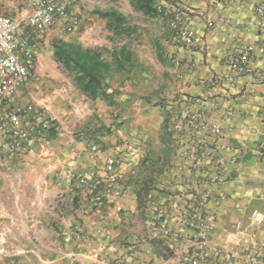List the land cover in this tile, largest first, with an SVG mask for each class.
I'll return each instance as SVG.
<instances>
[{
	"label": "crops",
	"instance_id": "crops-1",
	"mask_svg": "<svg viewBox=\"0 0 264 264\" xmlns=\"http://www.w3.org/2000/svg\"><path fill=\"white\" fill-rule=\"evenodd\" d=\"M263 3L150 0L151 11L145 13L131 0H71L81 26L72 35L54 27L41 38L42 77L27 89L31 99L59 113L61 132L32 143L23 156L0 159V264H101L96 254L102 243L117 247L104 264H179L194 249L191 243L183 238L175 244L152 234L150 223L160 216L167 227H178L180 208L194 203L203 190H208L207 209L217 221L208 236L211 253L196 264H220L228 249L251 241L264 245V31L255 13ZM9 4L0 0V11ZM99 5L108 9L95 8ZM106 11L121 13L131 31L115 33L99 14ZM177 14L194 32L189 46L169 42ZM55 40L102 49L106 60L112 55L121 60V68L106 80L107 96L92 99L78 90L73 73L53 59ZM240 46L251 47V59L233 72L230 62ZM173 57L181 60L179 66ZM194 59L201 64L194 65ZM199 102L215 105L201 112L222 126L220 154L228 179L191 191L185 185L192 176L179 165L183 139L169 119L172 112H198ZM92 142L121 159L117 169L127 192L120 220L107 207L106 216L94 224L97 216L79 212L75 190H66L55 175L69 167L102 172L89 150ZM253 210L258 214L253 216ZM236 221H241L238 231ZM69 223L81 229L82 241L63 233ZM215 250L222 256L214 257ZM120 255L124 258L115 259Z\"/></svg>",
	"mask_w": 264,
	"mask_h": 264
},
{
	"label": "built area",
	"instance_id": "built-area-1",
	"mask_svg": "<svg viewBox=\"0 0 264 264\" xmlns=\"http://www.w3.org/2000/svg\"><path fill=\"white\" fill-rule=\"evenodd\" d=\"M7 11H0V159L13 155H24L34 142H46L54 132H61V119L57 111L49 105L31 99L27 95L30 84L40 81L42 74L38 68L41 54V38L52 28H58L66 35H72L81 26L80 15L73 10L71 0H8ZM158 10L161 9L158 7ZM257 22L264 31V3L255 7ZM181 16L176 15L173 26L175 31L169 42L174 46L184 47L192 44L194 32L181 24ZM251 47L240 46L230 62V71L238 72L240 67L251 59ZM176 66L181 64L177 57L172 58ZM194 65H200L193 60ZM185 101L187 99H184ZM196 113L182 111L177 116L170 115V128L178 138L183 139L179 165L192 176V181L185 185L187 190L199 188L202 184L222 185L228 179L225 173V161L220 151L223 129L214 117L201 112L214 103L199 102ZM225 121L229 120L228 115ZM99 160L102 172L95 168L80 170L66 168L63 173H55L65 184V189L73 188L79 197V212L94 213L97 220L106 216V208L112 213H123V197L127 192L125 180L117 167L120 157L107 154L100 144L92 142L89 149ZM208 190L201 191L197 200L180 208V224L176 228L167 227L160 216L151 220L152 234H162L173 243L187 239L192 251H186L179 264H196L200 259L210 255L208 236L214 230L217 215L207 209L210 201ZM258 214L257 210L252 215ZM63 233L76 241H82L79 227ZM241 221H236L234 230H240ZM110 241V240H109ZM100 251L96 254L97 262L108 263L109 255L116 253V245L98 244ZM108 249L106 250V248ZM105 253V257L100 256ZM214 257L222 256L217 250ZM74 257V253H70ZM107 258V259H106ZM113 258V257H112ZM124 257L120 255L115 259ZM220 264H234L242 261L246 264L264 263V245L257 247L251 241L247 247H233L223 253Z\"/></svg>",
	"mask_w": 264,
	"mask_h": 264
},
{
	"label": "trees",
	"instance_id": "trees-1",
	"mask_svg": "<svg viewBox=\"0 0 264 264\" xmlns=\"http://www.w3.org/2000/svg\"><path fill=\"white\" fill-rule=\"evenodd\" d=\"M149 1L136 0L134 5L131 0V3L136 9L149 13L151 11ZM99 14L109 19L115 33L131 31L121 13L106 11ZM52 46L54 61L64 70L73 73V82L81 93L92 99L107 96L106 80L114 70L122 66L116 55H112V60L108 61L102 57V49L88 48L63 40L53 41Z\"/></svg>",
	"mask_w": 264,
	"mask_h": 264
},
{
	"label": "rangeland",
	"instance_id": "rangeland-1",
	"mask_svg": "<svg viewBox=\"0 0 264 264\" xmlns=\"http://www.w3.org/2000/svg\"><path fill=\"white\" fill-rule=\"evenodd\" d=\"M100 6V7H99ZM99 6H95V8H97L98 7V9H102V10H106V9H108L106 6H101V5H99ZM91 11H93V9L91 10ZM131 16H132V18H131ZM130 16V20L131 21H133V13H132V15ZM132 37V42H133V35L131 36ZM114 39L116 40L117 38H113L112 40L111 39H109V41H108V45H113L114 44ZM108 49V48H107ZM41 50H42V46H41Z\"/></svg>",
	"mask_w": 264,
	"mask_h": 264
}]
</instances>
